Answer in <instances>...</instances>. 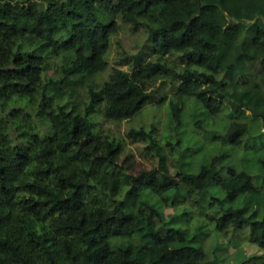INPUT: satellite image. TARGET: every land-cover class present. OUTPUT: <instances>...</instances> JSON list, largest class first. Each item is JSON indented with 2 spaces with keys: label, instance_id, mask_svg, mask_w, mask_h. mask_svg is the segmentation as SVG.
<instances>
[{
  "label": "trees",
  "instance_id": "obj_1",
  "mask_svg": "<svg viewBox=\"0 0 264 264\" xmlns=\"http://www.w3.org/2000/svg\"><path fill=\"white\" fill-rule=\"evenodd\" d=\"M121 25L142 42L122 48L96 88ZM189 98L207 122H183ZM147 103L165 104L167 137L156 123L123 138L93 130L94 112L122 121ZM256 122L264 126V0H0V264H217L158 208L214 192V228L247 227L264 249V214L247 213L259 190L232 161ZM183 123L193 141L177 135ZM125 139L155 166L119 160ZM259 148L264 169V140ZM239 196L240 207L221 203Z\"/></svg>",
  "mask_w": 264,
  "mask_h": 264
},
{
  "label": "rangeland",
  "instance_id": "obj_2",
  "mask_svg": "<svg viewBox=\"0 0 264 264\" xmlns=\"http://www.w3.org/2000/svg\"><path fill=\"white\" fill-rule=\"evenodd\" d=\"M142 39L140 33H130L125 26L121 25L119 30L110 38V47L105 57L108 63L106 70L97 75L93 80L96 88H98L101 82L106 78L110 66L118 65L115 63V60L120 55V50L124 48L129 52L135 51L140 46ZM121 68L125 69L124 67ZM46 75L52 76L54 74L51 70H47ZM170 86L171 85L165 81L161 84L159 89L162 93L166 94V99L169 93H172ZM78 90L80 92L79 96L84 97L83 88L80 87ZM52 99L58 103H61L63 99H67L68 102L73 100L72 97L67 95H63L61 98L53 95ZM35 100H37V95L35 96ZM188 100H192L193 105L192 102L189 103L191 109L187 110L184 114L185 118L183 122L193 119H204V122H207L208 119L204 118L200 106L193 101L194 99L189 98ZM164 109H166L165 104L147 103L134 115L122 121L106 120L101 116L99 111H96L90 116V121L93 122L94 131H102L114 138H123L125 131L130 128H147L150 123H156L157 128L162 132L161 137H167L171 133L166 127L167 117H163L164 115L166 116ZM158 124L160 125L159 127ZM222 124L223 123L219 121L218 124L215 125V128L218 130ZM188 126L189 124L183 123L176 130L177 135H181V141L183 143H185L187 139L191 140L195 137L193 133L190 132ZM195 128L197 129V127ZM262 128H264V126L262 127L259 122L254 123L251 131L253 139L250 140V144L252 145L245 150L234 153L232 157V161L238 163L239 168H243L251 174L252 183L259 190L261 203L256 209L255 204H253L247 211L248 213L251 210H255L256 218H261L264 214V169L257 166V158L262 156V150L259 148L260 143L264 140V130ZM141 149L142 143H131L125 139L119 160L131 154L133 166L136 170L150 169L155 166V159L148 153L143 154ZM183 154L184 157L181 158V160H186V152ZM174 157H176V154ZM129 158H131V156ZM170 169H172V167ZM211 195L216 198H222V194L219 192H214ZM211 195H205L204 199L198 203L192 202V200H187L186 202L182 201L178 203L173 210H169V208L164 209L161 206L158 208L170 215V217H166L167 220L171 219L168 225L179 227L187 231L188 236L192 238L191 244L199 245L205 253L206 259L215 260L217 264H264V249L248 240L247 227L235 229L228 226L221 231L214 228V223L210 217L219 214L220 206L218 202L208 204V202L211 201ZM149 198L150 202L157 205L154 195H151ZM221 203L223 206L240 207L243 205V198L239 196L231 203L224 201Z\"/></svg>",
  "mask_w": 264,
  "mask_h": 264
}]
</instances>
